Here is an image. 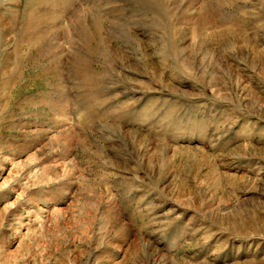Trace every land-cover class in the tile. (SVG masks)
<instances>
[{"label": "rangeland", "instance_id": "rangeland-1", "mask_svg": "<svg viewBox=\"0 0 264 264\" xmlns=\"http://www.w3.org/2000/svg\"><path fill=\"white\" fill-rule=\"evenodd\" d=\"M0 264H264V0H0Z\"/></svg>", "mask_w": 264, "mask_h": 264}]
</instances>
